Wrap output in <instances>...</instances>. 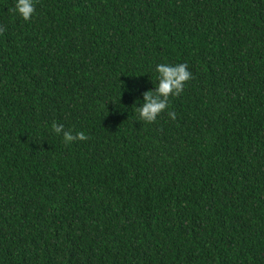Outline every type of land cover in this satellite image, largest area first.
Listing matches in <instances>:
<instances>
[{
	"label": "trees",
	"instance_id": "16d2710c",
	"mask_svg": "<svg viewBox=\"0 0 264 264\" xmlns=\"http://www.w3.org/2000/svg\"><path fill=\"white\" fill-rule=\"evenodd\" d=\"M33 3L0 0V264H264V0Z\"/></svg>",
	"mask_w": 264,
	"mask_h": 264
},
{
	"label": "clouds",
	"instance_id": "9594fccd",
	"mask_svg": "<svg viewBox=\"0 0 264 264\" xmlns=\"http://www.w3.org/2000/svg\"><path fill=\"white\" fill-rule=\"evenodd\" d=\"M12 13L19 14L25 21H29L35 12L33 0H16V4L13 8L9 9ZM5 29L0 27V33H3ZM156 72L158 73V85L155 92L147 91L144 95V103L142 107L136 109L139 114V119L147 123L155 122L158 115H160L169 104L170 96H178L184 90L185 84L192 79V73L188 71L187 63L169 65L158 64L156 66ZM172 119H175V112L168 114ZM53 130L60 134L63 125H57L53 123ZM86 140L87 137L83 132L77 133L73 136L70 132L65 131L63 133V140L66 144L74 140Z\"/></svg>",
	"mask_w": 264,
	"mask_h": 264
}]
</instances>
